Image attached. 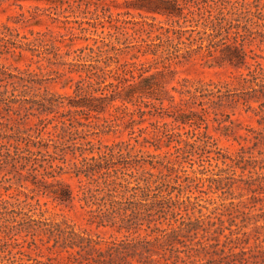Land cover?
Here are the masks:
<instances>
[{"label": "rangeland", "instance_id": "obj_1", "mask_svg": "<svg viewBox=\"0 0 264 264\" xmlns=\"http://www.w3.org/2000/svg\"><path fill=\"white\" fill-rule=\"evenodd\" d=\"M127 2L0 0V144L13 150L11 143L21 136L35 137L44 124L39 138L70 145L53 164L62 167L61 179L73 194L70 203L60 204L50 194L32 191L29 181L3 167L0 264H213L208 261L217 255L207 251L216 234L202 227L209 226L211 209H223L219 203L230 201L258 218L257 240L253 224L242 228L250 232L244 249H251L244 264H264L259 253L264 248V0H195L174 16L136 10ZM172 31L181 36L173 40L180 49L197 44H189L188 35L217 32L240 49L241 59L235 65L221 60L223 44L212 56L203 48L188 60H168L174 53L166 47ZM130 67L134 75L148 69L143 73L150 75L148 87L137 86L139 79L124 73ZM131 83L135 88L125 92ZM86 90L104 96L94 100L98 111L71 105ZM58 133L72 139L57 140ZM108 147L121 154L113 160L127 165L117 170L116 181L128 183L111 197L103 189L104 177L73 176L83 156L96 158L98 148ZM217 150L246 159L247 169H237L234 176L249 179L252 188L259 182L263 189L253 194L242 181L216 189L198 180L226 174H218L225 164L208 158L216 157ZM164 164L178 171L168 172ZM143 171L154 174L151 187L181 184V194L177 188L171 193L172 203L181 206L174 218L167 214V219L148 224L137 216L144 201L134 187L144 186ZM176 174L180 178L175 182ZM188 196L191 203L181 201ZM98 218L106 225L91 222ZM196 219L198 228L178 231L182 221ZM122 222L131 228L117 231ZM236 222L240 224L239 218ZM155 238L151 260L124 248ZM223 239L220 235V244ZM109 248L125 250V258Z\"/></svg>", "mask_w": 264, "mask_h": 264}, {"label": "trees", "instance_id": "obj_2", "mask_svg": "<svg viewBox=\"0 0 264 264\" xmlns=\"http://www.w3.org/2000/svg\"><path fill=\"white\" fill-rule=\"evenodd\" d=\"M191 1L195 0H129V2L126 3L127 6L132 7L136 10H143L150 13H157L161 15H167V16H174L177 15L178 10L182 7L183 4H188ZM238 2V1H236ZM214 30V28H212ZM171 30H167V33H169ZM201 30H198L197 32L200 33ZM202 33L206 34L205 36H191L188 35L185 39L189 42V44L197 43L194 47H189L187 49H180L176 44H173L174 38L180 39V35L176 34V31H172L171 35H168L166 40V47L173 48V54L168 55V60L171 59H184L188 60L192 54L198 52L199 50L205 48V54L207 56H212L215 51H217L219 48V45H225L224 48H220L219 51H221V55L219 58L224 61H228L230 64H236L241 59L242 52H240V49L236 45H229L223 41L224 38H218L220 34L217 32H206L202 31ZM217 33V34H216ZM236 37V36H234ZM227 38V37H225ZM207 39V43H203V40ZM236 41V40H235ZM168 65L163 64V67H166ZM148 69H140L139 72H137V75H134L136 72L135 68H127V70L124 72L125 74H128L132 79L138 78L139 82L137 86H140L141 84L146 85L148 87V79L149 76L143 75V73L147 72ZM134 83H131L128 85V88L125 92L130 93L134 85ZM130 95V94H129ZM101 98H104V96H95L90 91L86 90V94H82L80 98L75 102V104L71 105H77L86 107L89 110H99L100 106L99 104H95L94 100H100ZM45 128V125L43 124L40 128H37L38 132L35 137H31L29 135L21 136L20 138L16 139L14 143H11L10 146H12L13 150H10V148L4 144H0V170L3 169V167H9L10 171L16 172L20 180L29 181L32 185L31 190H36L37 192H40V194H50L54 200L58 201L60 204H68L73 199L72 189L71 186L64 182L61 179V175L64 173L62 171V167L59 165L53 164L55 160H60L62 157H60V154L62 155L65 151V147L62 144L55 143V140L52 138H39V133L43 131ZM63 131L65 129L63 128ZM68 132V131H67ZM71 133V132H68ZM57 137L56 139H64V135L58 133L55 135ZM72 138L64 139L65 141H70ZM63 140V141H64ZM63 143V142H61ZM50 146L53 148L52 152L49 153ZM202 151H205L207 153H210L211 150L202 146ZM86 151V150H84ZM89 153L93 152L92 149L87 150ZM83 151L80 152V155H82ZM218 155L216 157L209 156L208 158H214L216 160H220L223 164H225V167H222L219 169L220 173H226L224 176H217V177H205L201 176L198 178L200 180L201 178L207 180L210 182L209 188L212 187V185L216 189H221L224 186L226 187H232L235 182L242 181V183L245 185L246 189L248 191L255 192L258 191V189H263L261 184L258 182L257 187L252 188V182L249 179H243V178H236L234 176L237 169L241 170V172H244V170L247 169L246 164L244 163L246 159L242 157H232L226 153H222L221 151L217 150ZM40 155V156H38ZM47 155V156H45ZM121 154L119 151L115 152L113 147H108L106 150H102L98 148V156L95 158L94 156L90 157H82L81 163L82 167L75 170L73 172V176L79 177L81 174L84 176H93L95 174H98L99 177H104L103 189L107 190V194L111 197L112 191L119 192L124 191L119 189L118 187L128 183V182H122V181H116L118 178L116 176L117 170L119 168L127 167L126 164L119 163L114 157H119ZM150 163V162H148ZM152 163V162H151ZM151 168L156 167L153 163L151 164ZM142 167V164L140 165ZM168 172H171L172 170L178 171V169H174L173 166H169L164 164V166ZM182 171H185L183 169H179ZM25 171V172H24ZM144 174L141 178V181H143L144 186H135L134 188H139L140 194L139 196L144 202L142 203V212H138L137 216H141L142 219H145L148 224L151 222H155L156 220H159L160 218H163L164 220L167 219V214H171V217H175L177 214L180 213V207L179 205H176L175 203H172V196L171 193L174 191V189H178L179 194L183 191L181 189V184L174 186L170 184H165L154 187H151L150 183L155 182V179H152L153 173L150 171H143ZM185 180H189L190 177L188 175H185ZM198 177V176H195ZM48 178H51V180H47ZM180 176L176 174V177L174 178V181L176 182ZM192 180V179H191ZM225 180V182L222 184V181ZM125 181V180H124ZM56 185L55 188H47L48 186ZM125 186V185H124ZM163 186V187H162ZM259 192V191H258ZM252 198H256L255 195L251 196ZM115 201V200H114ZM113 201V202H114ZM182 202L188 201L191 203V199L189 196L186 198V200H181ZM240 202V201H239ZM223 209L218 208L217 206L210 210V214L215 213V210H217V214L213 217L210 216V214L206 215L207 218H210L211 220H208V227H202V230L204 232H211L212 239H217L216 242L210 243L208 246L211 248L207 251V253H210L211 255H217V258L211 259L208 261V263L213 262V264H244L248 262L247 257L245 256L246 251H251V249H244V245L248 243L249 241V234L250 232L246 230H242V228H246L249 224H253V231H255L254 239L257 240L259 238V231H258V225L256 224L258 221V218H253L250 215H248V212H245L244 210L240 209V204H238L236 207L235 204L230 201L229 205L224 204V202L219 203ZM206 207V206H205ZM175 208L178 209V211L174 210ZM185 210L187 208H184ZM114 211V210H113ZM154 214L157 216L155 217ZM226 217L225 219H223ZM239 218L240 224L238 225V222H236V219ZM104 218H98L97 220H91V222H95L97 226L106 224L104 223ZM228 222L227 226H224V222ZM200 222V219H196L195 222H181V226L178 228V231H191L198 228L196 225ZM232 225H235L236 228L233 230L230 227ZM149 227V225H148ZM131 227L129 224H119L117 226V231H120L121 229L129 230ZM229 229L228 234H224V230ZM152 231L157 230L156 227H153L151 229ZM172 237L176 235L175 232L171 233ZM223 235L224 239L223 241L219 242V236ZM158 239L155 238L154 240H142L137 241L133 244H125V247H131L133 251H138L136 253L139 254V256H143L144 260H151V251L152 246H154ZM221 245V246H219ZM240 248L238 251H234L235 248ZM123 248V249H124ZM206 247H203V250ZM226 249L227 253L226 252ZM112 250V251H111ZM108 251H111L109 253H115L117 257L120 259L125 258L124 255H121L124 251L120 250L118 248H109ZM146 253V254H144ZM260 254H264V248L259 250ZM252 255V254H251ZM257 255V254H255ZM254 255V256H255ZM250 257V256H249Z\"/></svg>", "mask_w": 264, "mask_h": 264}]
</instances>
